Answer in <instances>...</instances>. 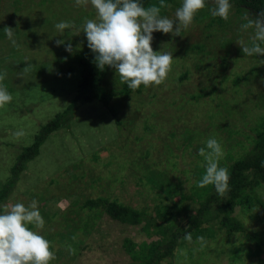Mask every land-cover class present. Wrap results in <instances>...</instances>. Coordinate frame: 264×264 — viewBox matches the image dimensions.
Returning <instances> with one entry per match:
<instances>
[{
	"label": "rangeland",
	"instance_id": "obj_1",
	"mask_svg": "<svg viewBox=\"0 0 264 264\" xmlns=\"http://www.w3.org/2000/svg\"><path fill=\"white\" fill-rule=\"evenodd\" d=\"M181 2L170 0L162 14L174 18ZM235 9L233 5L229 17L234 23L229 25L212 21L208 8H203L181 36L154 32L153 50L173 55L167 78L139 93H121L123 85L110 68L102 85L110 97L108 106L85 105L67 127L47 138L21 172L0 212L14 203L27 206L38 201L45 225L29 227L50 241L55 253L50 264L139 263L127 247L139 254L141 245L159 236H147L144 224H120L99 208H81L84 202L105 198L144 211L161 223L156 215L159 206L197 207L193 196L204 188L197 181L205 171L198 150L208 138L220 143L223 167L250 150L264 117V64L245 56L237 44L239 39L248 41L251 29L240 30L246 12ZM86 17L95 18V10L74 0H0V30L11 27L18 33V46L7 38L0 40V71L5 73L0 83L13 96L0 109V189L11 176L21 146L29 144L37 128L62 112L77 92L79 76L69 67L75 66L77 53L90 52L86 37L74 29L58 34L54 24L68 20L79 27ZM57 40L71 42L73 52H66ZM18 130L23 135L16 137ZM256 192L264 202V189ZM182 193L193 200H180ZM260 214L261 208L236 209L234 216L264 241ZM176 218L187 229L186 217ZM198 236L206 239L203 248ZM179 241L172 260L160 264H233L237 250L255 249L242 235H227L216 226L191 242ZM261 249L246 264H264Z\"/></svg>",
	"mask_w": 264,
	"mask_h": 264
},
{
	"label": "clouds",
	"instance_id": "obj_2",
	"mask_svg": "<svg viewBox=\"0 0 264 264\" xmlns=\"http://www.w3.org/2000/svg\"><path fill=\"white\" fill-rule=\"evenodd\" d=\"M78 6L90 4L95 10V18H85L81 26L74 22L61 20L54 24L58 34L65 30H75V34L83 31L87 48L94 54L93 60L99 70L105 66L114 69L122 84L136 90L141 85L145 88L161 84L168 76L173 61L172 52L154 51L152 48L153 33L169 34L170 37L181 36V31L187 29L193 22L199 10L208 5V0H182L175 9L174 18L162 14V8L169 7L165 0H159V5L150 4L145 7L142 0H74ZM233 7V0H212L208 8L211 16L227 21ZM239 28L247 32L251 29L248 41L239 39L237 44L242 53L248 57L259 58L264 64V10L250 15L247 12L242 17ZM4 35L13 46H18L13 28L5 27ZM63 44L68 53L73 52L71 42L63 40L55 42ZM80 46L76 45L78 49ZM5 73L0 71V81ZM13 100L12 94L0 83V109ZM19 137L22 130L13 133ZM199 153L204 156L205 171L198 187L212 185L219 196L229 191V170L219 165L223 152L216 138H208ZM7 210L0 212V264H50L55 258L50 248V241L29 225L43 229L45 221L40 213L38 201L33 199L27 206L14 203ZM184 239L191 242L192 235L186 232ZM203 248L206 239L196 238Z\"/></svg>",
	"mask_w": 264,
	"mask_h": 264
},
{
	"label": "trees",
	"instance_id": "obj_3",
	"mask_svg": "<svg viewBox=\"0 0 264 264\" xmlns=\"http://www.w3.org/2000/svg\"><path fill=\"white\" fill-rule=\"evenodd\" d=\"M169 1L165 0L166 4ZM210 1L208 0V3ZM142 2L145 7L150 4L159 5V0H142ZM233 5L236 7L235 10L237 12L242 10L250 15L264 10V0H233ZM27 7L28 5L22 7V9ZM206 8H209V5H206ZM197 17L199 16L195 15L194 19H197ZM212 21H216L220 25L222 23H224L223 25L234 23L230 17L227 21L219 17H213ZM15 37L18 38V33H15ZM4 38H6L4 29H1L0 40L2 39L3 41ZM93 56L94 54L91 51L79 52L74 56L75 66L69 67V69L78 73L77 92L62 112L55 114L44 125L37 128V132L29 144L21 146L19 153L15 156L14 164L10 167L11 176L0 189V204L8 199L21 172L25 170L30 161L39 155L41 147L48 137L54 132L67 127L68 121L85 105L97 102L103 108L108 106L110 97L102 85L111 67L105 66L104 70H99L94 63ZM182 79L183 77L180 78V80ZM122 85L123 90L121 93L129 94L132 91L126 84ZM141 88H144V86L141 85L135 92L139 93ZM255 131L250 150L243 157L236 158L231 164L225 166L229 170L230 188L224 196H219L212 185H207L201 188V193L196 192L193 196L194 199L197 198V207L180 205L178 207L174 206L175 210L172 209L173 206L157 207L156 215L161 220V223L151 219L144 211L124 206L115 201H108L101 197L86 200L81 208H99L110 219L120 224L129 226L144 224L141 228L147 236H159L158 240L148 245H141L138 251L139 254H135L134 251L127 247L126 251L131 254L132 259L136 258L140 261L137 264H160L164 260L170 262L176 247L180 244L179 240L184 239L186 232H192L191 235L194 238L200 232L206 231L210 226H216L227 235L238 233L244 239L254 243V251L242 253L241 250H237L236 252V261L233 264H246V262L251 261L248 258L258 255L262 251L261 248L264 247V241L246 231L243 224L234 216L236 209L251 211V209L261 208L259 218L264 221V202L257 196L256 192L257 189H264V117ZM230 133L229 136L231 135ZM191 198L189 195L182 193L179 199L193 200ZM178 216L181 218L186 217L187 229H183L180 226L178 218H176ZM202 225H206V227L202 229ZM248 264L251 263L249 262Z\"/></svg>",
	"mask_w": 264,
	"mask_h": 264
}]
</instances>
